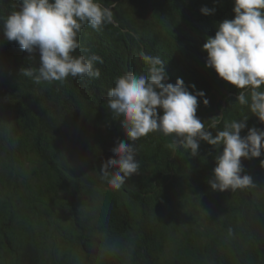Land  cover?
Segmentation results:
<instances>
[{
  "label": "trees",
  "instance_id": "16d2710c",
  "mask_svg": "<svg viewBox=\"0 0 264 264\" xmlns=\"http://www.w3.org/2000/svg\"><path fill=\"white\" fill-rule=\"evenodd\" d=\"M99 2L113 22L85 25L78 39L87 51L73 55L101 56V76L36 84L20 70L37 69L39 52L2 34L21 0H0V264H264V154L242 158L254 186L221 192L208 180L223 146L201 141L190 156L154 132L136 142L141 167L120 190L100 173L119 141L133 143L106 100L119 76L147 73L141 51L163 60L168 82L205 92L209 104L198 98L196 115L215 123L213 135L245 117L241 136L264 129L235 102L240 90L206 66L202 46L235 17L234 0ZM205 5L215 13L202 14Z\"/></svg>",
  "mask_w": 264,
  "mask_h": 264
},
{
  "label": "clouds",
  "instance_id": "9594fccd",
  "mask_svg": "<svg viewBox=\"0 0 264 264\" xmlns=\"http://www.w3.org/2000/svg\"><path fill=\"white\" fill-rule=\"evenodd\" d=\"M200 11L212 15L216 9L205 5ZM233 11L235 17L220 22L215 36H208L202 46L207 52L206 66L236 86L240 91L235 102L247 106L252 115L264 122V0H234ZM113 16L112 9L102 6L99 0H21L20 9L4 19L2 34L30 56L39 52L37 69L20 70L36 84H63L69 76L98 79L101 71L95 64H102L103 58L73 53L81 49L78 36L85 25L100 31L113 22ZM139 55L147 73L126 72L116 79L107 95V108L114 119L120 120L127 139L133 142L119 141L112 149L115 158L101 165V176L109 186L120 190L139 172L136 142L154 132L174 136L171 147L183 148L190 156L198 154L201 141L217 149L223 146L208 180L213 190L236 191L254 186L250 175H242V158H259L264 154V129L248 128L247 135L241 136L247 128L245 117L225 121L223 129L213 135L210 129L215 128V123L206 127L196 115L198 98L209 104L205 92L197 90L195 84L190 91L183 78L178 77L174 84L168 82L165 63L159 56L143 51ZM260 163L264 167V159Z\"/></svg>",
  "mask_w": 264,
  "mask_h": 264
}]
</instances>
